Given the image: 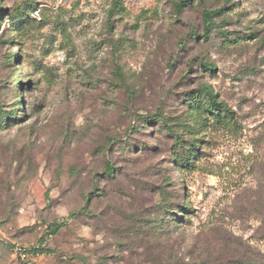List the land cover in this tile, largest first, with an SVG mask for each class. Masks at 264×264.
Listing matches in <instances>:
<instances>
[{"label": "rangeland", "instance_id": "1", "mask_svg": "<svg viewBox=\"0 0 264 264\" xmlns=\"http://www.w3.org/2000/svg\"><path fill=\"white\" fill-rule=\"evenodd\" d=\"M178 3L0 0V264H264V0Z\"/></svg>", "mask_w": 264, "mask_h": 264}, {"label": "trees", "instance_id": "2", "mask_svg": "<svg viewBox=\"0 0 264 264\" xmlns=\"http://www.w3.org/2000/svg\"><path fill=\"white\" fill-rule=\"evenodd\" d=\"M190 0H179L178 3V7L182 8L183 6H185V4H187ZM206 17H208L210 14L209 13H205ZM208 70L213 71V69L208 66ZM199 93L203 96V98L205 100H207L205 106H206V112L213 117L215 120H220L222 119V117H228V111L223 108V104L221 102L218 101V97L217 95H214L212 90H210L209 88L206 87H202L199 91ZM12 115H14L13 110H11L10 112H4V113H0V128L5 127V124H7L9 121H11L12 119ZM171 134H174V131L170 129ZM177 147L178 145L180 146V143H176ZM192 150V149H191ZM191 150H187L186 154H184V158L181 159V165L185 166H189L190 165V158L187 156L190 155V153L192 152ZM189 152V153H188ZM110 171V169H108ZM108 171V172H109ZM170 212H168L169 214H174L173 213V209H169ZM184 211H188V207L183 208L181 211H177L178 213H184ZM181 214L178 215V217H180ZM58 227H50V231L49 233L51 235H53L52 233H55L56 231H58ZM44 244V240H40L39 244L35 247L29 248V249H25V253L27 255H35V254H44L46 252L45 247L43 246ZM11 248H13L12 246L9 247V250H12ZM19 259V257H18ZM22 264H27L22 262Z\"/></svg>", "mask_w": 264, "mask_h": 264}, {"label": "built area", "instance_id": "3", "mask_svg": "<svg viewBox=\"0 0 264 264\" xmlns=\"http://www.w3.org/2000/svg\"><path fill=\"white\" fill-rule=\"evenodd\" d=\"M13 250H14V248H13ZM16 253H17L19 259L22 260L24 263H27V264H33V263L35 264L37 256L40 255L38 253L35 254V255H31V257L33 259V262L31 263L29 261L25 262L26 258L29 257L30 255H27L25 253V249L24 248H16Z\"/></svg>", "mask_w": 264, "mask_h": 264}]
</instances>
